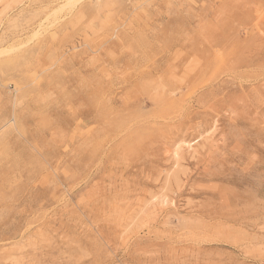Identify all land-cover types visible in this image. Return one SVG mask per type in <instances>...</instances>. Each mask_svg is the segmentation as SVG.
I'll return each mask as SVG.
<instances>
[{"label": "rangeland", "instance_id": "374dc122", "mask_svg": "<svg viewBox=\"0 0 264 264\" xmlns=\"http://www.w3.org/2000/svg\"><path fill=\"white\" fill-rule=\"evenodd\" d=\"M0 264H264V0H0Z\"/></svg>", "mask_w": 264, "mask_h": 264}, {"label": "bare ground", "instance_id": "6f19581e", "mask_svg": "<svg viewBox=\"0 0 264 264\" xmlns=\"http://www.w3.org/2000/svg\"><path fill=\"white\" fill-rule=\"evenodd\" d=\"M22 88V87H21ZM23 89V88H22ZM111 126V125H110ZM175 155V154H174Z\"/></svg>", "mask_w": 264, "mask_h": 264}]
</instances>
